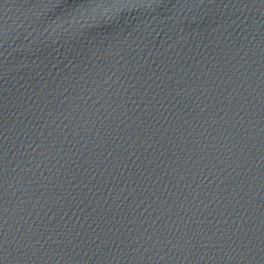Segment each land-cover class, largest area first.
Returning <instances> with one entry per match:
<instances>
[{
	"label": "water",
	"instance_id": "obj_1",
	"mask_svg": "<svg viewBox=\"0 0 264 264\" xmlns=\"http://www.w3.org/2000/svg\"><path fill=\"white\" fill-rule=\"evenodd\" d=\"M0 264H264V0H0Z\"/></svg>",
	"mask_w": 264,
	"mask_h": 264
}]
</instances>
